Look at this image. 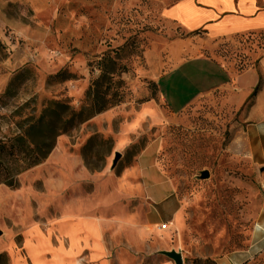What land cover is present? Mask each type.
Wrapping results in <instances>:
<instances>
[{
    "label": "rangeland",
    "instance_id": "1",
    "mask_svg": "<svg viewBox=\"0 0 264 264\" xmlns=\"http://www.w3.org/2000/svg\"><path fill=\"white\" fill-rule=\"evenodd\" d=\"M164 4L0 0V183H20L32 168L22 171L24 166L56 131V144L67 153L101 165L92 172L120 171L157 139L158 162L181 200L179 220L162 228L184 253V264H218L217 258L235 252L242 253L238 264H264L258 116L248 103H233L228 88L185 107L209 80L199 58L242 71L264 49V33L210 40L168 20ZM60 71L65 74L57 76ZM101 75L105 100L113 94L121 101L84 121L57 120L38 151L30 145L33 154L25 146L11 149L21 132L17 121L54 111L70 117L90 104L89 90ZM117 151L122 156L112 168Z\"/></svg>",
    "mask_w": 264,
    "mask_h": 264
},
{
    "label": "crops",
    "instance_id": "2",
    "mask_svg": "<svg viewBox=\"0 0 264 264\" xmlns=\"http://www.w3.org/2000/svg\"><path fill=\"white\" fill-rule=\"evenodd\" d=\"M164 1L168 20L210 40L264 33V0ZM199 59L208 66L209 80L185 107L218 88L232 90L233 103H248L258 116L255 129L264 154V49L235 73ZM159 151L155 139L120 171L92 172L59 141L22 174L19 187L0 183V252H7L10 264H176L167 255L161 258L163 251H179L162 225L177 221L181 200L158 162ZM240 255H222L217 262L238 264Z\"/></svg>",
    "mask_w": 264,
    "mask_h": 264
},
{
    "label": "trees",
    "instance_id": "3",
    "mask_svg": "<svg viewBox=\"0 0 264 264\" xmlns=\"http://www.w3.org/2000/svg\"><path fill=\"white\" fill-rule=\"evenodd\" d=\"M65 74V72L60 71L57 73V76H60L62 74ZM69 78V75L64 76L63 79ZM105 78V75H101L96 81L95 85L89 90V99L90 104L86 106L85 108L81 109L79 112H71L70 117L68 115L64 116L61 111L58 112H51V115L53 113V116L49 117L48 112L42 113L39 116L35 115H28L26 118H24L23 121H17V124L21 128V132L19 135L14 137L13 141L10 144L11 149L25 146L28 149V153L31 151L32 154L35 153L33 151L34 149L38 151V148L40 147V143L44 140V137H46L47 131L54 130V127L56 126V121L63 122L64 125H67L70 123V119L75 116L79 119V121H84L88 119L89 117L93 116L95 113L104 111L115 104H117L119 99H114V96L112 94L111 100L107 101L105 100L104 96V90H103V80ZM58 135V132H55V136ZM54 135L51 136V140L48 144H46L45 148L42 150L40 149V152L37 156L33 155L34 158L31 159L30 162H28L24 166V170L33 167L39 163H41L44 159L47 158L53 147L56 145V137ZM33 145L35 148H31L30 145ZM21 150H25L22 148ZM30 152V153H31ZM84 162L86 166L91 170H101V165L95 164L94 162L90 161L88 157L84 154L83 155ZM11 188H17L20 186L19 181H17L15 178H12L9 182L5 183ZM0 256L6 257L3 259L4 264H8L7 255L5 252L0 253Z\"/></svg>",
    "mask_w": 264,
    "mask_h": 264
},
{
    "label": "water",
    "instance_id": "4",
    "mask_svg": "<svg viewBox=\"0 0 264 264\" xmlns=\"http://www.w3.org/2000/svg\"><path fill=\"white\" fill-rule=\"evenodd\" d=\"M122 156V153L117 151L115 152L114 159L112 161V168H115ZM209 173L207 171L202 172V177H208ZM165 255L170 257L176 264H183V258L182 254L179 251L176 250H170V251H163Z\"/></svg>",
    "mask_w": 264,
    "mask_h": 264
},
{
    "label": "built area",
    "instance_id": "5",
    "mask_svg": "<svg viewBox=\"0 0 264 264\" xmlns=\"http://www.w3.org/2000/svg\"><path fill=\"white\" fill-rule=\"evenodd\" d=\"M165 226H166L165 224L162 225V227H165Z\"/></svg>",
    "mask_w": 264,
    "mask_h": 264
},
{
    "label": "bare ground",
    "instance_id": "6",
    "mask_svg": "<svg viewBox=\"0 0 264 264\" xmlns=\"http://www.w3.org/2000/svg\"><path fill=\"white\" fill-rule=\"evenodd\" d=\"M179 220V217L177 218V221Z\"/></svg>",
    "mask_w": 264,
    "mask_h": 264
}]
</instances>
